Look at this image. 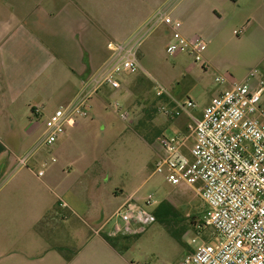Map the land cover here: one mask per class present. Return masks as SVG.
<instances>
[{
  "label": "rangeland",
  "instance_id": "obj_1",
  "mask_svg": "<svg viewBox=\"0 0 264 264\" xmlns=\"http://www.w3.org/2000/svg\"><path fill=\"white\" fill-rule=\"evenodd\" d=\"M216 4L211 0H183L173 11L174 17L182 22L186 37L207 41L202 61L195 62L187 52L169 55L167 45L171 33L166 25H160L139 49L144 71L116 75L121 87L101 89L98 97L90 102L88 115L78 119L83 121L81 133L62 147L58 141L52 146L38 147L27 162L35 171L33 184L38 191L44 187L40 184L43 180L60 196L66 195L64 202L68 204L67 196L82 195L95 217L104 216L108 220L131 196L144 207L151 200L146 208L154 214L157 209L162 213L168 211L167 218L156 217L149 229L128 241V249L123 248L135 264H183L202 240L212 244L219 240L213 228L202 225L206 206L199 195L189 187L173 186L162 174L155 173L161 152L158 138L173 134L188 121L185 115L168 118L163 114L162 106L171 104L169 96L181 102L193 100L196 107L191 113L200 117L212 95L228 87V83H218L217 78L240 82L252 69H257L258 74L251 85L264 78V37L255 33L252 25H247L252 8ZM184 8L188 11L184 12ZM161 88L165 94L158 97ZM261 105L264 107V94ZM124 114H128L127 119L123 118ZM47 118L43 116L37 121L45 122ZM28 123L29 120L19 123L20 129ZM192 143L189 141V145ZM30 148L33 147L22 148V157ZM79 163L90 164L85 173L75 167ZM40 171L43 176L38 179ZM192 216L197 217L195 226L187 227ZM83 219L88 220L87 216ZM83 223L76 220L69 222L68 228L65 225L52 228V234L55 240L77 239L80 245L82 239L76 237L73 226L84 228ZM166 224L182 234L181 242L172 236ZM112 225L110 222L108 227ZM198 226L203 228L201 233ZM193 238L196 244L191 243Z\"/></svg>",
  "mask_w": 264,
  "mask_h": 264
},
{
  "label": "crops",
  "instance_id": "obj_2",
  "mask_svg": "<svg viewBox=\"0 0 264 264\" xmlns=\"http://www.w3.org/2000/svg\"><path fill=\"white\" fill-rule=\"evenodd\" d=\"M211 1L250 6L247 25L264 37V0ZM181 2L0 0V264L133 263L123 248L128 249L134 237L112 245L104 233H96L106 221L104 216L95 217L82 195L67 196L68 204L66 195L60 196L43 180L44 187L38 191L33 184L35 171L22 167L19 159H31L43 146L45 122L37 120L76 99L84 82L107 62L110 41H125L156 9L177 3L175 10ZM28 120L20 129L19 123ZM82 129L83 121L68 128L58 139L59 146L70 143ZM23 147H33L25 157ZM80 164L75 167L85 173L90 164ZM76 220L85 226H73L76 237L82 239L80 245L77 239L55 240L53 229L68 228Z\"/></svg>",
  "mask_w": 264,
  "mask_h": 264
},
{
  "label": "built area",
  "instance_id": "obj_3",
  "mask_svg": "<svg viewBox=\"0 0 264 264\" xmlns=\"http://www.w3.org/2000/svg\"><path fill=\"white\" fill-rule=\"evenodd\" d=\"M168 6L156 9L125 41L108 43V60L101 70L84 82L74 101L56 109L45 121L42 145L52 146L68 128L76 126L79 117L87 116L91 100L104 86L119 89L116 75L144 71L139 49L160 25L171 33L169 55L187 52L195 62L203 60L207 41L186 37L182 22L173 15L174 3ZM257 74L252 69L244 80L232 83L217 78L228 87L210 100L200 117L191 113L196 107L191 99L181 102L169 96L171 104L161 108L168 118L185 115L188 121L173 134L158 138L161 152L155 173L171 185L189 187L199 195L206 206L203 227L213 228L219 239L214 244L202 240L183 264H264V78L255 85L250 83ZM164 94L163 88L157 92L158 97ZM28 159H19L20 165L27 166ZM149 205L151 200L146 207ZM146 207L131 196L96 233H104L106 238L142 235L156 220ZM191 243L197 240L193 238Z\"/></svg>",
  "mask_w": 264,
  "mask_h": 264
},
{
  "label": "trees",
  "instance_id": "obj_4",
  "mask_svg": "<svg viewBox=\"0 0 264 264\" xmlns=\"http://www.w3.org/2000/svg\"><path fill=\"white\" fill-rule=\"evenodd\" d=\"M167 204V203H166ZM163 205V204H162ZM204 212L205 211H203L202 212V221H203V215H204ZM168 211L167 212H165V213H162V211L160 210V209H157L156 211H155V216L158 218V219H161V218H167V216H168ZM191 219H190V221H189V223H188V225H187V227H192V226H195V223H194V221H195V219H197V217L196 216H192V217H190ZM164 221V220H163ZM165 222V221H164ZM202 224V223H201ZM203 225V224H202ZM166 227L168 228V230L170 231V233L172 234V236L173 237H175L178 241H180L181 242V235L182 234H180V233H177V232H174L173 231V229L168 225V224H166ZM197 229H199L198 227H197ZM185 231V230H184ZM203 231V228L200 230V231H198L199 233H201ZM124 238V237H123ZM120 239H122V238H108V241L112 244V245H114V246H117V244H118V241L120 240Z\"/></svg>",
  "mask_w": 264,
  "mask_h": 264
}]
</instances>
